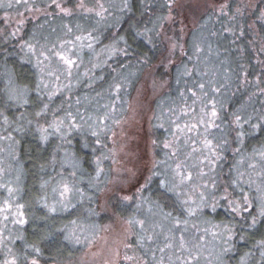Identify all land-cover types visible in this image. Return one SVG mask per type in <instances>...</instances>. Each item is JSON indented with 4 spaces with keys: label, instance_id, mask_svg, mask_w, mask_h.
I'll return each mask as SVG.
<instances>
[{
    "label": "clouds",
    "instance_id": "obj_1",
    "mask_svg": "<svg viewBox=\"0 0 264 264\" xmlns=\"http://www.w3.org/2000/svg\"><path fill=\"white\" fill-rule=\"evenodd\" d=\"M139 2L157 11L130 24L133 47L120 31L133 0H0V264H99L45 257L43 237L8 247L25 239L12 227L25 177V207L46 209L29 219L66 233L61 247L87 249L90 229H68L112 220L106 264H230L264 220V0Z\"/></svg>",
    "mask_w": 264,
    "mask_h": 264
},
{
    "label": "trees",
    "instance_id": "obj_2",
    "mask_svg": "<svg viewBox=\"0 0 264 264\" xmlns=\"http://www.w3.org/2000/svg\"><path fill=\"white\" fill-rule=\"evenodd\" d=\"M75 5V0H67V6L68 7H73ZM23 10V9H22ZM157 11V7L155 5H152L149 7L148 11H144V6L140 4L139 0H133V13H129L125 17L122 18L121 24H120V31L122 33H126L129 39V43H132L133 47H136V43H133V40L131 37H134L135 33L132 31V29L129 27L130 24H133L137 18L144 23L149 21V14L150 13H155ZM2 11H0V16ZM24 16H27V13H22ZM20 19V17L17 18V20ZM82 21V18H81ZM34 23L31 19H28L26 21V28H25V33L28 31V27L31 26V24ZM3 24V25H2ZM3 21L0 20V27H4ZM149 26L150 23H149ZM111 29L108 30V35H110ZM23 35V34H22ZM225 39H230L227 34L225 36ZM15 43V41H13ZM140 44L141 48L144 47V42L142 40L138 41ZM150 54V53H149ZM23 67H27L26 65ZM251 75V72L249 73ZM24 146L27 147V138L23 142ZM30 180L28 177H25L22 182V194H21V202L23 205V213L26 218V225H24V241H23V247H25V241H34L38 237H43L44 239L40 243V247L44 252V256H50L56 254L58 251L59 252H65L66 254H74V255H81L80 251L81 249L78 247H75L74 250H69L67 248L61 247L63 243H66L63 241V237L66 233L63 232H49L48 229L45 227L46 221L41 220L39 224L34 223L29 219V213L34 214L37 217H44L46 215V209L44 207H36L32 206L31 208H26L25 207V200H29L30 202V197H29V189H30ZM32 195L34 196L35 193L33 192ZM72 219H75L74 217ZM106 221V218L101 217L98 219L94 225L92 224H83L87 226H92V229H96L97 227L103 225ZM67 220H61L59 221V225L63 226V224L67 223ZM79 225V224H78ZM75 226V225H74ZM73 227V226H72ZM71 227L68 229L67 235H69V230ZM264 241V220H261L259 225H257L253 229H249L244 233V239L241 240L239 236L236 237L234 240V246H235V251L232 254L230 264H246V258L244 256V253L255 251L257 255L261 251H264V249L256 248L255 245L260 242ZM40 259L41 262L45 263L44 257L38 258ZM251 264H254V262H251Z\"/></svg>",
    "mask_w": 264,
    "mask_h": 264
},
{
    "label": "rangeland",
    "instance_id": "obj_3",
    "mask_svg": "<svg viewBox=\"0 0 264 264\" xmlns=\"http://www.w3.org/2000/svg\"><path fill=\"white\" fill-rule=\"evenodd\" d=\"M53 7H54V5H53ZM21 12L23 13L22 9H21ZM1 14L2 15L0 16V20H2L4 25H5L4 17L6 15V13H4L2 11ZM12 26H13V28L16 26V20H14L12 22ZM4 27H6V26H4ZM20 187H21V192H22V183H21ZM21 194H20V196H18L16 198L17 202H18L17 203L18 211L13 213V215L15 217H17L19 220L24 221V223L19 224V225H12L13 228H15V227L23 228L27 222L26 218L24 216V213H23ZM6 195H7V193L3 191V186L0 185V198H3ZM9 208H11V205H9ZM4 219H5V217L3 214V209L0 208V221H3ZM9 219H11V217ZM82 228L90 229V231L88 232V236H89L88 244H89V246L87 249H85L83 247L82 243H78L75 245V247H78L81 249V251H80L81 255H84L85 252H89V251L90 252H99L100 253V257L98 258L99 264H106L107 258L111 255V253L113 251L114 241H116V234L112 228V220L106 219V221L103 225L97 227L94 230L92 229V226L75 225V226L71 227V229L69 230V235L74 237V238H82L83 237ZM3 235H4L3 223H0V262L4 261L6 259V257L4 256V253H3V247H4ZM23 241L24 240H16L15 244L9 243L8 247L12 248L16 252L17 256H22V255L26 254V248L23 247V245H22ZM116 242H118V241H116ZM119 253H120V249H117V256L119 255ZM85 259H87V257H85ZM40 264H45V263L40 261ZM117 264H126V262L117 259Z\"/></svg>",
    "mask_w": 264,
    "mask_h": 264
},
{
    "label": "snow or ice",
    "instance_id": "obj_4",
    "mask_svg": "<svg viewBox=\"0 0 264 264\" xmlns=\"http://www.w3.org/2000/svg\"><path fill=\"white\" fill-rule=\"evenodd\" d=\"M66 62H68L69 64L71 63L70 61H66ZM20 222H23V221L21 220Z\"/></svg>",
    "mask_w": 264,
    "mask_h": 264
}]
</instances>
